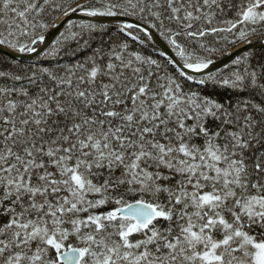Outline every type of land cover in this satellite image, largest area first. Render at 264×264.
Masks as SVG:
<instances>
[{"label": "snow or ice", "instance_id": "obj_1", "mask_svg": "<svg viewBox=\"0 0 264 264\" xmlns=\"http://www.w3.org/2000/svg\"><path fill=\"white\" fill-rule=\"evenodd\" d=\"M0 46V264H264V0H0Z\"/></svg>", "mask_w": 264, "mask_h": 264}, {"label": "water", "instance_id": "obj_2", "mask_svg": "<svg viewBox=\"0 0 264 264\" xmlns=\"http://www.w3.org/2000/svg\"><path fill=\"white\" fill-rule=\"evenodd\" d=\"M79 13H77L73 18L74 19H76V18H78L79 17ZM102 22H105V23H107V22H109L107 19H105V20H103ZM3 50V47L2 46H0V51H2ZM5 54H7V53H5Z\"/></svg>", "mask_w": 264, "mask_h": 264}, {"label": "trees", "instance_id": "obj_3", "mask_svg": "<svg viewBox=\"0 0 264 264\" xmlns=\"http://www.w3.org/2000/svg\"><path fill=\"white\" fill-rule=\"evenodd\" d=\"M0 55H7V54H5V53H0Z\"/></svg>", "mask_w": 264, "mask_h": 264}]
</instances>
